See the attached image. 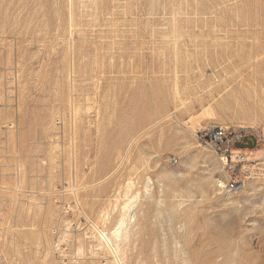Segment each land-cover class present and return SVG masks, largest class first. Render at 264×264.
<instances>
[{"label": "rangeland", "instance_id": "rangeland-1", "mask_svg": "<svg viewBox=\"0 0 264 264\" xmlns=\"http://www.w3.org/2000/svg\"><path fill=\"white\" fill-rule=\"evenodd\" d=\"M0 264H264V0H0Z\"/></svg>", "mask_w": 264, "mask_h": 264}, {"label": "built area", "instance_id": "built-area-1", "mask_svg": "<svg viewBox=\"0 0 264 264\" xmlns=\"http://www.w3.org/2000/svg\"><path fill=\"white\" fill-rule=\"evenodd\" d=\"M202 141L206 146L217 152L223 164H227L229 160H241L243 159L241 153L233 154L229 149V144L231 143L233 147L235 142L242 141L239 137L235 136L234 133L226 127L220 125H209L201 131ZM221 146L223 150H221ZM219 152V153H218ZM218 188L222 191H233L238 188L237 183L231 182L229 180H222L220 184L218 183Z\"/></svg>", "mask_w": 264, "mask_h": 264}, {"label": "water", "instance_id": "water-1", "mask_svg": "<svg viewBox=\"0 0 264 264\" xmlns=\"http://www.w3.org/2000/svg\"><path fill=\"white\" fill-rule=\"evenodd\" d=\"M257 144V140L254 136H250V138L245 137L242 141L235 142V146L238 148H253Z\"/></svg>", "mask_w": 264, "mask_h": 264}, {"label": "bare ground", "instance_id": "bare-ground-1", "mask_svg": "<svg viewBox=\"0 0 264 264\" xmlns=\"http://www.w3.org/2000/svg\"><path fill=\"white\" fill-rule=\"evenodd\" d=\"M129 207H130V205L129 204H126V205H124V211H128V209H129ZM127 213V212H126ZM121 215H122V213H121ZM123 215H125V212L123 213ZM125 217V216H124ZM122 218V217H121ZM123 223H124V220H121V222H120V226L121 225H123ZM119 225V224H118ZM119 226V227H120ZM116 228H118L117 226H116ZM115 228V229H116ZM119 231H120V228H119ZM118 231V232H119ZM100 234H101V232H100ZM113 236H114V232H113ZM118 236V235H117ZM102 237H103V235H102ZM104 237H106V235L104 236ZM103 239V238H102ZM106 240V239H105ZM104 242V241H103ZM106 242H107V240H106Z\"/></svg>", "mask_w": 264, "mask_h": 264}]
</instances>
